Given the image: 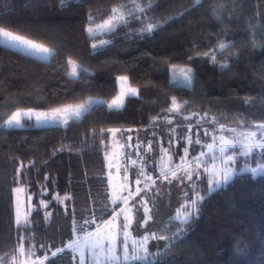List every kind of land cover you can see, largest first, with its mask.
I'll return each instance as SVG.
<instances>
[{"label":"trees","instance_id":"trees-1","mask_svg":"<svg viewBox=\"0 0 264 264\" xmlns=\"http://www.w3.org/2000/svg\"><path fill=\"white\" fill-rule=\"evenodd\" d=\"M151 2L155 7L147 17L163 24L151 34L140 35L138 29L146 25L133 17L128 26L90 36L87 27L106 19L114 7L129 9L144 0H0V28L53 50L41 59L0 43V264H12L20 249L38 256L34 262L39 264L56 247L68 243L73 220L76 233L81 232V225L90 232L95 227L85 225V220L99 217L95 220L102 223L118 209L117 205L110 207L105 166L111 129L140 131V140L126 146L132 159L142 157L135 148H142L147 138L157 148L154 156L160 145L177 139L172 150L177 159L184 154L183 132L191 118L205 126L210 122L215 128L221 124L252 128L264 123V0H204L202 6L168 23L163 22L191 8L193 0ZM220 5L223 22L211 15ZM93 40L108 43L93 49ZM221 42L232 46L216 53L213 62L204 54L213 53ZM69 59L88 70L81 72L79 80L69 78ZM222 64L228 67L221 68ZM170 65L192 70L191 88L170 81ZM121 76L128 77L127 85L119 80ZM122 86H131L138 94L126 96L121 108L109 109L107 104ZM89 97L105 103L92 105L81 120L68 126H37L28 118L21 120L22 127L5 124L18 109L45 112ZM173 97L184 105L178 112L170 111ZM188 115V121L179 122ZM195 137L193 133L191 141ZM186 148L187 157L193 160L199 152L197 143ZM209 179L204 172L200 181L192 177L186 182L203 196ZM148 183L154 185L152 180ZM18 185L31 196V209L20 225L15 221L13 199ZM105 207L108 211L102 212ZM197 208L184 226V239L170 247L164 264H264V177L238 175ZM162 210L163 216L142 231L151 228L157 236L171 237L181 227L169 221L168 208ZM53 242L48 252L39 247ZM164 243L151 240L149 251L155 253ZM52 264H74L71 250L66 249Z\"/></svg>","mask_w":264,"mask_h":264},{"label":"snow or ice","instance_id":"snow-or-ice-1","mask_svg":"<svg viewBox=\"0 0 264 264\" xmlns=\"http://www.w3.org/2000/svg\"><path fill=\"white\" fill-rule=\"evenodd\" d=\"M204 0H193L192 6L189 9H185L183 12L179 13L177 16H172L166 18V20L163 23H168L174 19H178L182 17L186 12L191 11L195 9L198 6H202ZM125 6H118L114 7L112 9L111 14L107 19L103 21V23L96 25L95 29L93 27H89L87 31L90 34H94L96 30H106L108 32H112L115 29H117L120 26H128L131 23V20L133 17L141 24L146 25L142 26L138 29V32L140 35H143L145 33L151 34L153 31L161 28L163 24L161 22L152 23L150 21V18L147 17L146 13L150 11L155 5L151 2V0H144V3H137L133 5V8L130 11H123V8ZM223 8V5H220V8L214 9L212 12V18L217 20L218 22H223L221 16L219 15L220 9ZM93 18L90 17V20ZM0 43L6 44L10 48L18 49L21 52H23L26 55L29 56H37L41 59H47L48 56L53 54V50L49 49L48 47L44 46L41 43H37L31 39H25L19 35H14L11 31H8L4 28H0ZM102 44L108 43V41H101ZM232 45L229 43L221 42L219 43L218 47L213 51V53H205V56H211V59L213 62L216 61V53L225 51L227 48L231 47ZM93 49L97 47V45H92ZM67 65L70 69L68 72L69 78L73 79L74 81L79 80L81 72L87 73L88 70L84 69L82 65H79L75 60L69 59L67 61ZM227 64H222L221 68H227ZM181 78L185 84L191 88L193 85V74L192 70L190 68L187 69H179L177 70L176 67H173V80L177 78ZM119 80L123 82L124 85H127L128 77L127 76H121L119 77ZM137 89L131 87V86H122L120 94L113 99L110 103L107 104L109 109L113 108H121L124 103V99L126 96H135L137 95ZM105 103L103 101L95 100L91 97H89L87 100L76 103V104H67L62 107H57L51 111V114L45 113V112H35L31 109L28 110L26 113H22L21 111H17L11 115V117L7 120V126H18L22 127L21 124V116H26L28 119H31L32 116H35V120L37 124H44L48 122L53 123H60L63 126H68L71 122L79 121L83 118L84 114L89 112L91 110L92 105L94 104H102ZM187 102H185L186 104ZM184 105L179 104L175 97L172 98V107L170 111L172 112H178L181 107ZM205 116H207V113H205ZM187 119V118H186ZM215 119V118H214ZM171 123V121H169ZM221 129H223V126H221ZM257 129L260 133V138L256 139L257 137V131H250V132H243L238 133L233 139H227L224 136L219 137V147H215V137H213V143L207 144V152L201 151L199 156L192 157L193 160H196L198 163L196 165V168L198 169L200 167L201 163H207L206 160H202L201 158L211 155V159L215 161L217 159V156L215 155V152H218L220 154L219 159L221 160L222 164L224 165L223 168H221L219 171H215L214 168L210 169L205 167V172H208L211 174V179L208 181V189L206 195H200L199 193L196 194L195 198H192L190 201H186L185 204L181 205V209H184L181 211L180 209L177 210L176 214L169 218L170 222H176L181 227L177 228L175 232H173L171 237L167 236H157L156 231H146V233L143 235L142 239H136L132 241V249L133 253L131 256H129L128 253V231L131 224V218L129 216L124 217V222L121 225V230L123 232L124 240H123V246H124V255L123 260L125 262H128L129 260H140L146 262V264H157V258L160 260V264H164V258L167 253V251L170 249V247L176 242L178 239H184L186 235V229L184 228L185 225H188L191 220L196 215V212L198 211L197 205L202 204L203 201L207 198V196H210L213 192L219 191L221 189L226 188L230 183H232L235 178L238 175H243L245 173H250L252 178L255 179L258 176L264 177V164H258L256 167H245L243 169L234 170L231 165L235 164L237 154L234 152L233 154L229 155L227 154L229 149H234L237 146L240 148V156L248 157L253 154L255 149H260L264 151V123L259 124L257 126ZM230 131H235L234 129H230ZM205 135H208L207 132H205ZM192 141L189 140V143ZM195 143L200 144L199 140H196ZM149 148H151V145H149ZM188 154V150L185 149V157ZM185 157H181V160L183 161ZM133 164L136 163V161L132 162ZM177 168L182 167L181 164L176 165ZM20 169H17V172H19ZM186 177L188 180H191L193 177V173L196 172V169H186ZM141 176H144V170L141 169L140 173ZM161 175H164L165 178H167V166L162 168ZM171 175L173 178L176 177V172H171ZM146 180H152V177L145 176ZM141 183L140 179L136 180V184L139 185ZM155 183V181H153ZM145 187H148L147 185ZM22 188L14 189L16 192L22 191ZM141 189L137 188L136 193L139 194ZM131 195V194H129ZM123 201L124 203H127L128 197L127 196H119V195H113L111 203L113 205H117L119 202ZM41 205H43L45 208L48 206L44 201L40 202ZM146 203V202H145ZM102 212H107L108 209L105 207L101 210ZM114 211V210H113ZM123 211V210H122ZM150 209L147 207H144V213L146 216V219L143 221L144 225L148 224V221L151 219V216L147 215L149 213ZM120 215V213H116L112 217L113 227H115V221L117 220V217ZM94 218L91 221L85 220L84 224L87 225L89 223H95ZM20 216L19 212H17V224L20 225ZM81 232H85V228L83 225L80 226L79 229ZM73 233L77 231L76 227V221L73 220V227H72ZM157 231H171V229H164V228H158ZM22 240L25 238H21ZM113 237L110 235L108 236H101L99 235V229H97V232H86V234L81 238L78 237L76 240H72L69 243L65 244L62 247H56L55 251H51L50 256L45 255L42 259L39 260V264H45V261H49V264H52V261L54 258H56L58 255L63 254L66 249H71L72 251H79L80 252V264H84L85 256L83 249L87 248L90 252H92L93 256L96 257L97 264H99V256L97 255V252L100 254H103L105 256V261L107 264V258L111 257L112 260L119 261L120 257L115 254V250L112 247L113 244ZM150 240H162L165 241L163 247L157 246V251L155 253H152L149 251L148 243ZM105 242H107V247H105ZM55 245V242H53L51 245L47 243H41L39 247L45 252L50 251L51 247ZM32 247H35L33 245ZM238 254H243V250L238 249ZM140 253H143L142 255ZM3 258L0 257V261H2ZM33 264H36V262H33Z\"/></svg>","mask_w":264,"mask_h":264},{"label":"rangeland","instance_id":"rangeland-1","mask_svg":"<svg viewBox=\"0 0 264 264\" xmlns=\"http://www.w3.org/2000/svg\"><path fill=\"white\" fill-rule=\"evenodd\" d=\"M132 8L133 7L129 9L123 8V11L127 12L130 11ZM103 21H100L95 24H91L87 27V29L89 27H93L95 29L96 25L103 23ZM103 32H106V30L103 29L96 30L94 34H90L89 32L88 34L90 36H95ZM101 41H105V40H93L92 45L95 44L98 46L102 44ZM174 66L176 67L177 70L181 68L187 69L189 67L183 65L169 66L170 81L173 83L186 85L185 82L179 77L173 80ZM69 71L70 69L68 67V72ZM28 110L29 109H18L15 112L21 111L22 113H26L28 112ZM31 110L33 111V113L41 112L39 110H33V109ZM52 110L45 111V113L51 114ZM12 114H10L9 117H7V119L5 120L6 125H7V120L11 117ZM24 118H28V117L22 115L21 120ZM186 118L190 119L191 115L181 118L179 122L183 123L184 121H188ZM191 119L192 120H190V122L188 121V125L186 126V131L183 132L184 133L183 139L186 143V145H184L185 147L183 148L184 154L183 156H178L177 159L172 157L173 156L172 150L174 149V146L176 148V143L178 142L177 139H174L172 142H169L168 144H166V146L160 145L158 148V155L156 154V156H154L153 154L156 153L157 148L154 146V144L151 143L152 139L147 138L144 141L142 148L140 147L135 148V151L139 152L140 155L144 157L142 158L140 156L139 157L137 156L136 158L137 161H136L135 158L132 159V157H129L130 152L128 151V149L131 147L130 146L131 143L133 144L140 140L141 137L140 131L138 129H135L133 131L131 129H126V130L111 129L110 141L108 143L109 146L107 147L105 152V157H106L105 166L107 169L106 175L108 179V200L110 203V207H114V205L111 203L114 194L122 197L127 196L128 201L127 203L121 201L117 204L118 209L113 213V215H115L116 213H120V215L117 217V220L114 222L116 225L115 227H113V222H112L113 215H112L108 218V220L102 223H101L102 220H98V221L95 220V223H93L95 228L94 230L90 231L95 233L97 232V229H99V235L101 236L110 235L111 237L114 238L112 247L115 250V254L120 257V260L116 261V260H112L111 257H108L107 264H132L134 261H136V260H129L128 262H125L123 260L124 246L122 242L124 240V236L121 230V225L124 222L125 216H129L131 218V224L128 231V253L129 256H131L133 253L132 241L136 239H142L146 231H153L151 228L145 229L143 231L142 229L148 226V224H151V222L155 220V218L157 219L158 216L162 217L165 212L162 209L168 208L169 211H171L172 216H174L178 209H180L181 211L184 210L181 209V205L185 204L186 201H190L192 198L196 197L197 192L193 191L192 183H188V181L186 182L187 180L185 174L186 169L189 170L196 169V172L193 173V177H195L196 181H200L198 179L200 178V175L205 172L204 170L205 167L210 169L214 168L215 171H219L221 168L224 167L221 160L219 159L220 154L218 152H215V155L217 156V159L215 161L211 159L212 154H209L208 156L201 158L202 160H206L207 163L206 164L201 163L198 169L196 168V165L198 163L196 160L189 159L190 156L185 157V149H189L186 148V146L190 144L189 140H191L193 133L197 134V137L193 138L192 142H195L196 140L200 141V144H197V148L199 150V152H197L198 153L197 156H199L201 151L204 152L208 151L206 146L209 143H213V137H215V147H219L220 136H224L227 139H233L238 133L257 131L256 139L260 138V133L257 129V126L259 124L255 125L252 128L227 127L221 124L215 128V125L214 124L210 125V122L205 126L197 118H191ZM208 120L209 118H207V121ZM31 121L34 125L37 126L62 125L60 123H53V122L37 124L34 115L32 116ZM169 121L173 122L172 118H170ZM176 126H178L177 123ZM191 126L193 127L195 126V127L193 128L194 132L190 136ZM221 126H223V129H221ZM230 129H234L235 131H230ZM205 132H207L208 135H205ZM127 145L130 147L126 148ZM149 145H151V148H149ZM192 145L194 144H191V148L193 147ZM144 151H146V157L143 153ZM147 152H149L148 155L149 157H147ZM234 152L237 154L235 164L231 165V167L234 170L243 169L248 166L256 167L258 164H264V151L260 149H255L252 155L248 157H243L239 155L240 148L237 146L234 149H229L227 154L231 155ZM181 157H185V159L182 161ZM133 161H136L134 166L137 163H140V167L138 166V169L133 167V163H132ZM178 164H181L182 167L177 168L176 165ZM165 166H167V178H165L164 175H161V170ZM141 169L144 170V174H145L144 176H141L139 174ZM171 172H176L175 178L172 177ZM205 173L206 176L211 179V174L208 172ZM149 175L152 177V181H155L153 186H151V184L148 183V181L150 180L145 179V176H149ZM137 179L141 180V183L139 185L136 184ZM146 185L148 187H145ZM169 185H172L173 188L170 187ZM168 187H170V191ZM17 188H22L23 190L20 192L14 191V189ZM137 188L141 189L139 194L136 193ZM14 189H13V199H14L15 221L17 223V212H19L20 222L23 223L24 219L26 218V216L28 215L31 209V203H30L31 196L27 194L26 190L22 185H18ZM164 192L168 195L167 199L163 195ZM152 194H154V198L152 197ZM175 195L177 201L175 200ZM170 201L172 202V204H170L171 203ZM167 202L169 205H167ZM163 204H165L168 207H164ZM144 207L150 209L147 215L151 216V219L148 221L147 225L143 224V221L146 219L144 213ZM138 216H140V218H137ZM138 228H141V231L139 233L136 232ZM85 230H86L85 232L73 233L68 243L72 240H76L78 237L82 238L86 234V232H88V229ZM105 247H107V242H105ZM83 251L85 256L84 264H97L96 257L93 256L92 252H90L87 248L83 249ZM71 252H72L74 264H80V260H79L80 252L79 251L74 252L72 250ZM140 254L142 255L143 253ZM97 255L99 256V264H106L105 256L103 254H100L99 252H97ZM35 260H38V256L33 257L31 254L25 253L22 249H20L19 256L15 257L14 262L12 264H31Z\"/></svg>","mask_w":264,"mask_h":264}]
</instances>
